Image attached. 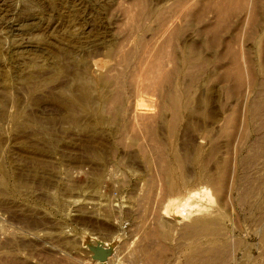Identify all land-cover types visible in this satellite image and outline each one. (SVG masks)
I'll list each match as a JSON object with an SVG mask.
<instances>
[{
    "label": "rangeland",
    "instance_id": "1",
    "mask_svg": "<svg viewBox=\"0 0 264 264\" xmlns=\"http://www.w3.org/2000/svg\"><path fill=\"white\" fill-rule=\"evenodd\" d=\"M132 2L0 0V100L5 101L8 115H19V124L31 125L17 128L9 116L0 119V179L4 174L8 184V193H0V264H147L141 253L144 246L162 254L167 260L164 264H183L187 248L210 243L230 248L233 259L228 264H264V155H260L264 153H259L264 148L254 154L249 151L260 135L252 131L245 138L231 140L221 134L223 113L229 114L235 102L223 91H215L212 82L206 79L190 88L195 112L189 121L183 118L173 138L162 125L157 136L170 144V151L176 148L174 152L182 155L189 149L191 159L199 149L206 158L212 146H217L214 161L206 160L211 174L216 172L217 161H232L224 204L209 184L195 180L193 162L185 167L189 183L181 185L178 193L166 195L159 180L158 153L139 129L129 128L120 137L119 127L128 121L123 118L118 126L97 125L93 133L75 130L54 100L68 78H54L53 66L64 64L70 56L77 58L91 45L97 44L99 51L92 49L99 52L98 57H93L103 66L101 71L93 70V78L107 69L108 61L116 66L113 73L125 70L106 58L102 46L131 33L123 12L135 7ZM173 2L144 0L152 10H168ZM185 28L179 49L197 40L194 28ZM71 32L87 37L83 49L60 39ZM131 34L136 38L138 32ZM143 37L152 44L155 41L150 31ZM36 71L39 76L33 83L28 76ZM31 86L37 87L33 93ZM153 111L149 116H155ZM84 117L81 124H96L95 117ZM249 153L254 156L248 164H239ZM18 178L24 184L15 192L12 186ZM194 194L189 204H200L204 212L188 215L181 204ZM202 216L216 223L211 226L213 234L181 235L186 224ZM158 224L167 234L165 240H146L145 235L156 232ZM160 245L166 251L161 252Z\"/></svg>",
    "mask_w": 264,
    "mask_h": 264
},
{
    "label": "bare ground",
    "instance_id": "2",
    "mask_svg": "<svg viewBox=\"0 0 264 264\" xmlns=\"http://www.w3.org/2000/svg\"><path fill=\"white\" fill-rule=\"evenodd\" d=\"M132 4L137 9L135 10V7L133 10L126 9L123 15L125 21H128L130 32L137 30L136 38L130 33L121 35L116 41L103 43L104 45L99 43L103 45L106 58L116 61V64L122 65L125 70L113 73L116 66L109 64L108 61L107 69L93 78V70L101 71L103 66L99 59L93 57L99 53L97 44L91 45L90 50H81L77 58L70 56L64 64L53 66L54 78L61 76L68 78L54 100L64 108V118L75 130L93 133L95 126L117 125L123 118L128 121L125 120L126 123L120 125L118 130L120 137L129 128L139 129L148 137L152 144L151 149L158 153L156 155L159 180L166 195L178 193L181 185L189 183L191 178L189 179L187 175L189 172L186 171V174L185 167L187 163L193 162L197 167L195 180L209 184L224 204L228 202L227 196L230 191L231 160L221 159L214 164L215 166L211 164L216 167V172L211 174L207 170V162L214 161L217 146H212L208 157H202L199 149L196 158L191 159L190 153H187L189 149L182 155L174 152L176 148L170 151V144L161 142L163 139L159 141L158 129L159 126H164L163 130L173 138L183 118L187 117L189 121V117L195 112L191 103L193 94L190 88L208 79L214 84L215 91H223L228 100L235 102V108L229 114L223 113L221 134L227 140H231L238 136L245 138L248 132L252 131L260 135L256 136L249 151L264 148V0H174L168 10L164 8L152 10L145 5L144 0H134ZM152 22L156 26L151 29L147 24ZM185 25L194 28L193 36L197 40L186 42L179 49L178 41L185 37L187 32ZM148 31L151 32V38L155 39L153 44L143 37ZM63 36L60 37L61 40L77 47L81 46L82 49L83 44H86L87 37L81 38L74 36L73 33ZM129 43H132V46ZM93 47L98 51L92 49ZM31 63L32 61L29 64L32 65ZM37 76H39L37 71L29 74V81L34 83L38 79ZM36 89L37 87L31 86L29 90L33 93ZM5 105V101L0 100V119L9 116L16 122L17 128L31 126L30 122L19 124L17 122L19 115H8ZM155 109L157 113L153 111ZM150 111H153L155 116H149ZM85 115L95 117L96 124L89 119L90 123L81 124L80 120ZM132 123L135 126L134 124L131 126ZM188 128L189 126L184 129ZM252 156L254 155L249 153L239 160V164H248ZM146 165L150 166V163L146 162ZM23 184L24 180L18 178L12 186V191L16 192ZM0 186V193H6L8 184L4 174L0 179ZM246 192L248 191L246 190L245 194ZM194 196L196 194L181 204L188 209V215L193 213L199 215L204 212L200 204H189ZM206 217L195 218L186 224L181 230V235L213 234L215 230L211 226L216 223L212 224L213 222ZM163 231V227L159 225L156 232L152 230L154 233L146 234L145 239L149 240L152 237L159 241L165 240L167 234ZM160 247L161 252L166 251V248ZM186 250L188 252L184 254L183 264H228L232 258L231 250L226 244L221 246L210 243ZM141 253L147 264L167 263L162 254L151 253L147 246L142 247Z\"/></svg>",
    "mask_w": 264,
    "mask_h": 264
}]
</instances>
